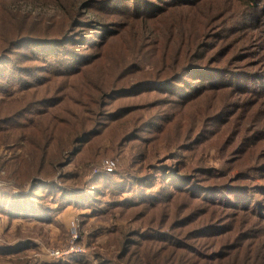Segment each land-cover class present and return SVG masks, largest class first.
Here are the masks:
<instances>
[{"label":"rangeland","instance_id":"1","mask_svg":"<svg viewBox=\"0 0 264 264\" xmlns=\"http://www.w3.org/2000/svg\"><path fill=\"white\" fill-rule=\"evenodd\" d=\"M91 1L5 0L2 36L56 38L83 17L117 24L80 70L58 52L7 54L36 79H0V264H264V12L248 17V0ZM185 65L212 75L160 82ZM142 82L157 86L105 97ZM34 181L52 189L31 193ZM217 186L224 199L243 186L246 204H205Z\"/></svg>","mask_w":264,"mask_h":264},{"label":"trees","instance_id":"2","mask_svg":"<svg viewBox=\"0 0 264 264\" xmlns=\"http://www.w3.org/2000/svg\"><path fill=\"white\" fill-rule=\"evenodd\" d=\"M157 1H158L157 4H159V3L165 4L164 3L165 0H157ZM248 1L249 2L247 4L246 8L244 9V11L248 15V17H252L254 19H258L259 17H261L262 13L264 12V9H262V4L256 3L257 2L256 0H248ZM120 2H121V0H94V1L89 2L88 6L92 3H94L91 5V8H90V9H94L96 7H105V6L116 5V4H119ZM172 2L178 3V4H183L185 2V0H172ZM4 3H5V0H0V27L11 22L9 19H6V18H10V14L8 13V7H5ZM13 3H15V2H13ZM129 3H130V0H125L123 3L124 8H126L127 4H129ZM250 11H251V13H250ZM102 12H106L107 14L116 13V12H110V11H105V10ZM162 12L163 11H157L154 14L159 15V14H162ZM130 17L133 18L132 16H130ZM72 19H73V16H72L71 20ZM83 19H84V17L81 18L80 21L77 20V22L75 23L76 28L75 27H72V28L68 27L63 32V34H60V35L58 34L59 36H56V38H39V37H24V36L21 38H16L15 31H10V34L8 36H2L0 34V79L7 80V81L8 80L16 81L17 84H21L22 82H24L22 77L23 78L27 77L30 79H36V75H31V72H33V67H24L23 68V67H18L17 65H15V68H14L11 65H7V63L5 62L8 58L7 54H9L10 51L12 52V51L16 50V48H19V47L20 48L25 47L27 49V51L35 57L42 56V54L46 51H48L50 53L58 52V53H56V55H59V53H61L62 54L61 58L65 59L73 67V70H75V69L80 70V68H83L85 66L90 65L94 61L93 56H92V51L97 49V48H102L105 46V44L107 43L106 42L107 39L115 34L116 31L114 29H112V26H113V24L116 25L117 22L106 23V22L99 20V19H98V21H95V20L89 21V19H88V21H83ZM72 21L74 22V19ZM146 24H147V21H143L140 24V28L147 27ZM78 44H80V45H78ZM80 46L84 47L85 49H80L79 48ZM55 48H59L60 51L54 50ZM85 50H90L91 53L85 54L84 53ZM75 54H77L78 56H75ZM51 58H56V57L53 56ZM31 59H34V58H31ZM200 68H202V67L196 68L195 66L185 65L184 67L181 68V70H179L177 72V74H175L172 77L174 79H172V78L166 79V80L160 81V82L162 84H166V85H169V83H171V82H172V84L176 83L175 87H179V85L184 82L185 78L188 75H194V76L212 75L209 71H205V70H202ZM193 71H201V72L196 73ZM188 79L194 80V81L201 80L200 77H195V78L188 77ZM172 80H174V81H172ZM160 82H158V83H160ZM143 84H147L144 88H147L150 86H157L156 83L150 84V82H142V83H139L138 85L133 86V89H132V87H130L129 89H121L119 91L110 93L108 95L106 94L105 97H108L111 99L113 96H116V94H121V95L131 94L132 92L140 90V87L137 88V86H140ZM120 92H124V93H120ZM102 96L103 95H101L100 98L104 97V96L103 97ZM120 97H122V96H117V98H120ZM89 129H91V128H89ZM90 132L91 131H86V129H83L82 132L79 134V136H77L75 144H77V146H81V144L91 136L92 133H90ZM131 137H129V138H131ZM252 140H253L252 137L245 139V143L239 148V150L246 149V147L248 146V143H252ZM261 149H263V148H261ZM78 150L79 149H75L71 153L70 157L74 156L75 155L74 152L77 153ZM194 178L198 179V177H194ZM145 181H146L145 178H139L135 181V183L143 184ZM166 182L168 183V186H170V188H176L175 185L170 180V178L167 179ZM186 182H187V185H189L192 189H194L193 188L194 185L192 183H190L189 179H187ZM44 184H46V183L43 181H34V184L32 185L34 188L31 190V193L37 192V190L39 188H44L45 190L47 188L50 190L52 189L49 185H44ZM36 188H38V189H36ZM54 188H56V187H54ZM56 189L58 190V192L61 196L60 200H66V201L70 202V204H72V205L73 204L74 205H83L84 204L83 202L85 201V199L74 198L73 195L68 194V192L65 191L66 190L65 187H62V188L59 187ZM218 189H224V188L217 186V187L209 188V190H207V191L203 190V191H206V192H203V194H204L203 196L207 200L205 204H208V205L212 204V206L213 205L217 206V203L211 202L209 200L210 195L213 197V200L220 201V199H223V201H221V203L218 206H223L225 208H231V209H235V210L244 206L247 202L245 196L248 194V192H245V189L243 186L242 187L236 186L235 188L228 189L230 191H233V192L228 193V195L226 196V198L229 196L234 197L231 204L228 201V199H226V198L224 199L221 196H218L217 193L221 192ZM257 189H258L257 193L264 194L263 188L262 189L257 188ZM185 190H187V192H189V189H185ZM195 190H197V189H195ZM238 191H242L245 193L239 195V193H242V192H238ZM193 194H198V193L194 192ZM243 195H245V196H243ZM194 198H198V199H196V202L198 204L200 201H201V203L203 202L202 201L203 197L200 195L197 197H194ZM11 199L13 200L12 197H11ZM16 201L19 202L17 207H20V206L24 207L25 206L24 200H20V201L16 200ZM232 203H236L237 205H232ZM231 205H232V207H231ZM248 205H249V207L252 208L253 211L256 210L255 203L252 206H250V204H248ZM36 216L39 218H41L43 216H47V219H43V220H48L49 216H50V211L48 209L44 208L43 211L36 213ZM212 230H213L212 227L207 228V232H211ZM204 232H206V231H204Z\"/></svg>","mask_w":264,"mask_h":264},{"label":"built area","instance_id":"3","mask_svg":"<svg viewBox=\"0 0 264 264\" xmlns=\"http://www.w3.org/2000/svg\"><path fill=\"white\" fill-rule=\"evenodd\" d=\"M102 164L106 170L112 169L114 167V163L111 160H105Z\"/></svg>","mask_w":264,"mask_h":264}]
</instances>
